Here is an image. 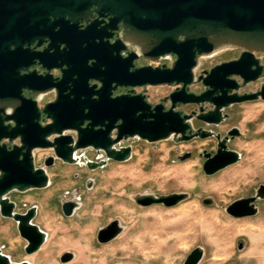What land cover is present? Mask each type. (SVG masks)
I'll return each mask as SVG.
<instances>
[{"label": "water", "instance_id": "obj_1", "mask_svg": "<svg viewBox=\"0 0 264 264\" xmlns=\"http://www.w3.org/2000/svg\"><path fill=\"white\" fill-rule=\"evenodd\" d=\"M97 13L110 17V26L122 24L126 41L136 46L140 55L154 62L171 55L177 59L171 67H142L133 72L127 68L118 85L126 87L179 86L167 98L171 107L163 103L153 105L145 95L111 98V87L103 86L97 92L84 82L77 92L72 108L57 109L46 105L42 114L50 122L38 124L36 107L30 111L18 109L10 116L7 107L11 97L22 99V89L29 88L24 70L26 46L41 41L50 30L60 27H77L89 16ZM227 49H239L238 60L215 66L206 75L196 78L199 59ZM260 56V57H259ZM264 0H0V215L17 223L20 236L27 242L25 253L38 252L48 239V234L34 223L38 207L32 206L26 213L16 211L17 204L9 195L42 190L50 186L48 168L56 160L70 165H84L78 152L94 149L104 152L105 159L97 162L85 158L90 170L105 168L109 161L127 162L133 157L131 146L116 149L123 141L140 139L157 143L171 138L179 142L215 137L218 141L215 153L204 150L203 171L213 176L239 163L242 155L229 148V143L241 137L239 128L230 130L225 138L212 130L198 129L194 119L207 126H219L229 115L226 109L236 104L264 101V84L255 93L240 94L242 87L258 82L264 76ZM137 58L138 55H132ZM233 77H239L242 84ZM202 82L208 90L202 94L189 91V87ZM40 89L39 84L29 89ZM97 95V99L93 96ZM85 98L84 100L82 98ZM30 101V100H28ZM211 104L214 109L204 112L203 106ZM196 105L200 112L190 114L178 110L179 106ZM13 120L16 124H6ZM88 122V124H85ZM119 123V124H118ZM117 130V137L110 133ZM20 140V146L9 151L2 141ZM52 150L44 167L35 165V152ZM191 153L180 156L186 161ZM91 182V181H90ZM91 187V184H88ZM187 198V194L159 197L144 195L136 197L140 206L164 205L171 208ZM80 199L62 203L63 215L73 217L80 209ZM264 200V184L255 194L231 203L226 212L233 218H248L259 213L257 202ZM206 205L213 204L205 200ZM124 231L120 221L115 220L99 229L100 244H108ZM244 247L240 243L239 250ZM205 257L202 248H196L183 264H200ZM73 253L64 254L60 261H73ZM0 264H31L14 262L0 249Z\"/></svg>", "mask_w": 264, "mask_h": 264}, {"label": "rangeland", "instance_id": "obj_2", "mask_svg": "<svg viewBox=\"0 0 264 264\" xmlns=\"http://www.w3.org/2000/svg\"><path fill=\"white\" fill-rule=\"evenodd\" d=\"M211 56L199 59L197 74L232 57L233 52ZM263 84L264 77L246 90L256 91ZM148 90L152 101L157 102L172 89L150 87ZM192 90L198 91L199 87ZM191 110L192 107L183 108L187 113ZM226 113L229 118L224 123L206 129L222 135L234 126L240 129L242 136L229 143L230 149L242 155L239 163L213 176L205 175V159L200 154L204 150L216 152L215 139L179 142L171 138L157 143L130 140L125 145L133 147L132 159L109 162L105 168L94 171L85 161V158L98 161L94 150L79 151L84 165L57 160L48 168L51 184L46 189L9 195L17 204L18 213L38 207L34 223L48 234L42 248L27 255V242L20 236L15 221L0 215V249L14 262L31 264H63L60 259L68 252L75 258L67 264H183L196 248L205 252L200 264H264V238L260 239L264 233V200L257 202L259 213L253 217L233 218L226 212L231 203L253 196L264 184V161L255 167L253 151L254 147L264 148V101L237 105ZM198 126L202 125L194 124L195 128ZM36 153L40 167H44L45 157L54 155L52 150ZM187 153H191L190 159L178 160ZM182 168L188 172L181 173ZM242 170L246 174H241ZM174 194H187V198L171 208L144 207L136 202L138 196ZM78 198L80 209L73 217H65L62 203ZM205 200H212L213 204L206 205ZM115 220L123 225V233L108 244H100L99 229ZM210 225L214 227L211 234ZM52 243L59 244L55 252L49 249ZM240 243L244 245L242 250Z\"/></svg>", "mask_w": 264, "mask_h": 264}, {"label": "flooded vegetation", "instance_id": "obj_3", "mask_svg": "<svg viewBox=\"0 0 264 264\" xmlns=\"http://www.w3.org/2000/svg\"><path fill=\"white\" fill-rule=\"evenodd\" d=\"M125 37L126 32L122 24H118L116 28H112L110 26V17L100 16L97 13H93V15L89 16L87 19L81 21L77 27L66 26L63 29L56 27L48 31L42 37L43 39L41 41L37 40L30 46H26V49L29 50V55L27 54L25 56V68L21 71V75L26 77L25 83L29 88L37 84L44 86V88H35L33 90L29 88L22 89V99L14 96L10 98V103L7 107L8 114L14 116L18 109H23L25 115L27 112L29 114L31 109L30 104H34V107H36L37 113L39 114V118L36 122L38 124H48L50 121L41 113L44 107L46 105L61 103L60 105H56L57 109L72 108L78 97L77 92L81 89L84 82H87L88 87L93 88L94 92H97L103 86H108L110 84L109 86L112 88L111 98L113 99L122 96L135 97L138 95H145L146 100L149 103L153 105L163 103L166 110H168L171 107V102L166 100V98L175 89L179 88V86H171L170 88L172 90L169 94L161 97L157 102H154L152 101L151 94L148 90L150 87H126L118 84L123 80L127 68L130 72H133L136 69L147 66L158 67L166 65L171 67L177 58L168 55L165 56L161 62H154L141 56L138 48L127 43ZM227 51L233 52V56L222 60L209 68L203 69L199 74L196 73V78H199L202 75L205 76L206 72H210L217 65L238 60L242 54V51L239 49H227L220 51L211 57L218 56ZM135 54L138 55L137 58L132 57V55ZM261 58L263 59L264 56ZM262 64L264 65L263 60ZM233 78L242 84V80L239 77ZM117 81L119 83H117ZM249 85L242 87L239 93H255L260 90L247 91L246 89ZM192 87H199V90L193 91ZM207 90L208 88H206L202 82H197L189 87V91L196 94H202ZM82 99L84 100L85 98L83 97ZM93 99H97V95H94ZM237 105L242 104H236L234 106ZM185 107H192L190 113L194 111H197L198 113L200 112L199 107L196 105L179 106L178 110H183ZM203 108L204 112H209L214 109V107L208 103L205 104ZM227 110L228 109L224 111L225 114H227ZM184 113L187 112L184 111ZM195 123H200L202 125L198 126V128L194 127L195 131L200 128L210 130L206 129V127H216L207 126L206 123L194 119L192 121L193 126ZM6 124L14 125L16 122L10 120ZM85 124H88V122ZM234 128L236 127L234 126L230 128L223 135L212 131L216 134H220L222 138H225L228 132ZM110 137L112 139L117 137L116 129L111 131ZM210 139H215L218 147L217 139L215 137ZM126 142L127 141H123L120 145H117L116 149H120L123 146H129L125 145ZM1 145H6L7 149L11 151L14 146H20V140L17 139L13 142L2 141ZM94 152L96 160L99 161L106 158L104 152H97L96 150H94ZM211 152L215 153L214 151ZM46 159V157L43 159V166ZM56 162L57 160L55 161V164ZM35 165L37 168H41L38 166L36 152ZM28 209L23 213H26Z\"/></svg>", "mask_w": 264, "mask_h": 264}, {"label": "bare ground", "instance_id": "obj_4", "mask_svg": "<svg viewBox=\"0 0 264 264\" xmlns=\"http://www.w3.org/2000/svg\"><path fill=\"white\" fill-rule=\"evenodd\" d=\"M253 151H254V154H255V158H256V160H255V163H254V166L255 167H259V165L261 164V162L262 161H264V148L262 147V146H260V147H254L253 148ZM261 152H263L261 155L259 154V153H261ZM181 173H183V172H185V173H187L188 172V170L186 169V168H182V169H180L179 170ZM246 174V171L245 170H242V172H241V174ZM240 183V182H239ZM182 227H177V229H181ZM263 228V227H262ZM261 229V228H260ZM213 230H214V227H213V225H210L209 227H208V232L211 234L212 232H213ZM250 236H251V238L254 240V236L253 235H251L250 234ZM213 237V236H212ZM264 238V233H262L261 234V237H260V239H263ZM259 239V238H258ZM259 239V240H260ZM255 244V243H254ZM58 245L59 244H56V243H52L50 246H49V249H50V251H53V252H55V250L58 248ZM257 244H255V246H256ZM29 262V261H28Z\"/></svg>", "mask_w": 264, "mask_h": 264}]
</instances>
